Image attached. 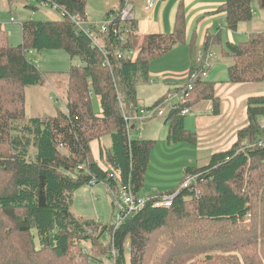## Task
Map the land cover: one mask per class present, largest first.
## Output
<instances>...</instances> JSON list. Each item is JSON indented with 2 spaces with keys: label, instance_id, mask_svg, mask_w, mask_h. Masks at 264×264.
<instances>
[{
  "label": "trees",
  "instance_id": "trees-1",
  "mask_svg": "<svg viewBox=\"0 0 264 264\" xmlns=\"http://www.w3.org/2000/svg\"><path fill=\"white\" fill-rule=\"evenodd\" d=\"M37 1L54 5L62 17L22 21L21 43L15 46L0 23V264L98 262L81 252L80 242L106 235L113 264H264V94L247 99L248 123L228 150L213 153L204 165L184 168L182 178L196 176L197 190L181 188L169 207L155 206L161 195H151L116 229L111 222L74 215V194L85 185L103 183L139 195L156 140L128 136L118 97L136 106L137 86L149 81V64L186 43V9L181 0L173 29L147 34L140 43L133 31L122 43L110 25L101 35L102 51L68 18L84 16L87 0ZM213 1H221L213 13L225 14L231 31L252 19L255 6L264 8V0ZM128 25L137 31L136 21ZM194 42L192 34L189 73L201 67ZM217 45L229 59L222 82H264V31L225 44L219 30L207 33L201 49ZM44 49L64 50L81 63L65 73V109L28 118L25 90L44 80L29 54ZM123 49H137L136 59L118 58ZM214 85L196 80L189 100L170 110L164 121L168 144H196V133L185 127L180 109L209 101L211 114L217 115ZM104 137L109 147L101 144ZM93 141L99 143V158L92 154Z\"/></svg>",
  "mask_w": 264,
  "mask_h": 264
},
{
  "label": "rangeland",
  "instance_id": "rangeland-1",
  "mask_svg": "<svg viewBox=\"0 0 264 264\" xmlns=\"http://www.w3.org/2000/svg\"><path fill=\"white\" fill-rule=\"evenodd\" d=\"M90 4V9L93 14H100L98 4L102 0H87ZM34 7V8H33ZM263 8L255 6L257 15H264ZM61 12L49 6L48 4H41L37 0H0V20L2 27L7 32L8 43L10 45H17L21 43V29L20 24L24 20H57L61 18ZM106 14L101 17L100 21H104ZM10 18L15 21L11 22ZM225 24L222 20L217 22L213 27H210L207 33L213 34L217 32L219 24ZM219 34L222 42L234 40L233 43H238L246 39L245 35L240 32H233L228 30L225 26L220 27ZM212 36V35H211ZM101 42L100 39H97ZM203 44V43H202ZM202 46V45H201ZM200 46V47H201ZM180 46L174 52H167L157 59H154L149 64L148 80L143 84L137 86V93L140 99V104H146L158 97L166 96L169 83L179 82L184 83L188 80L189 75V49ZM194 47V54L196 58L197 49ZM216 52V59L212 62V67L208 70L207 80L226 79V68L229 59L224 57L222 46H212ZM198 52V51H197ZM30 55V54H29ZM167 55V56H166ZM33 62L38 69L44 72V80L41 85L30 86L25 90V111L28 118L33 116L53 115L57 110H64L66 103L67 91V75L65 74L71 65H78L81 63L78 57L70 58V56L61 49L58 50H41L34 52ZM169 67L175 69V72H168ZM165 68V70H164ZM164 70V74H163ZM157 73L161 75L157 76ZM153 79L154 83H150ZM162 100V99H161ZM93 108L98 110L97 98L92 96ZM154 103V102H153ZM205 106L201 103L192 108L191 112L184 117V124L192 129L196 126L198 120L195 118L199 115V110ZM130 110L128 111V113ZM166 117H156L153 120L146 121L143 124H137L135 129L131 131V136L144 137L156 140L149 158L148 168L144 176V183L140 190L141 197H149L154 194L164 195L176 188H179L184 179L192 175L183 177L184 168L187 166H200L206 164L205 161H196L193 156V148L186 143H181L180 151L175 150V143L168 144L166 142V132L168 130V123L165 124ZM133 132V133H132ZM140 132V134H139ZM137 138H140L138 137ZM148 136V137H147ZM109 137L102 139L103 146L106 148V141ZM258 141V140H257ZM247 146L248 143L241 142L240 146ZM186 147H190L186 150ZM223 148V147H220ZM195 155V154H194ZM96 157V155H95ZM198 189L197 185L195 186ZM119 188L110 190L106 184H98L95 186L85 185L78 189L74 194V203L72 212L79 217L94 218L102 223L111 222L112 206L110 204L113 196L119 197ZM97 233L93 237H96ZM109 238L107 235L100 238V240L93 238L92 243L80 242V250L83 253L91 255L92 258L98 262L90 264H113V255L109 249ZM128 260V254L126 256Z\"/></svg>",
  "mask_w": 264,
  "mask_h": 264
},
{
  "label": "crops",
  "instance_id": "crops-1",
  "mask_svg": "<svg viewBox=\"0 0 264 264\" xmlns=\"http://www.w3.org/2000/svg\"><path fill=\"white\" fill-rule=\"evenodd\" d=\"M133 2L134 10L137 14L136 24L137 31L133 33L138 35L139 43L142 41L143 37L151 33H165L170 32L173 29L174 18L178 3L181 0H159L152 10L144 9V0H131ZM185 4L186 9V43L174 47L171 52L178 50L180 46L189 49V41L191 35H195V42L198 51L201 49L205 34L219 21H225V14L223 13H213L217 9L221 1L213 0H182ZM42 4V3H41ZM119 4V0H102L98 4V9L100 14H93L90 9L89 1L86 4L84 18L90 22L98 23L101 17H103L106 12L113 9ZM263 14H264V8ZM3 20H0L2 24ZM14 22V21H13ZM221 26L217 27V31L220 27L225 26V24H219ZM264 31V15H257V11L254 10L253 17L250 21L242 23L238 26L236 31L240 32L241 35H245L246 39L248 35L252 32ZM216 33V32H215ZM228 42L233 43L234 40H229ZM223 43V42H222ZM35 51L30 52V57L33 60V54ZM170 52V51H169ZM167 56V55H166ZM198 56V55H197ZM190 57V50H189ZM214 62V61H213ZM190 67V63H189ZM165 70V68H164ZM163 70V74H164ZM189 70V69H188ZM175 72V69L169 67L168 72ZM189 73V72H188ZM161 73H157V76ZM209 79V78H207ZM224 79L220 80H210L214 81V93L219 98V113L217 115L211 114V102L204 101L205 106L199 110V115L195 118L198 120L196 126L192 129L185 127L196 133L197 142L195 145H189L193 148V156L196 161L207 162L209 157L216 152L228 150L237 139V132L245 127L248 123L246 115V103L247 99L252 96H258L264 94V82L258 83H236L231 84L227 82H222ZM150 83H154L151 79ZM182 83V82H181ZM179 84V82L169 83L168 89L171 86ZM162 97H158L145 105L140 104L142 99L138 96L136 105L139 107H146L153 102L160 100ZM201 104V103H200ZM199 105V104H198ZM197 106V105H196ZM195 107V106H194ZM261 126L264 127V118L261 119ZM135 128V127H134ZM132 129V131L134 130ZM133 133V132H132ZM138 134V133H137ZM131 137H137L138 135ZM140 134V132H139ZM167 135V132H166ZM140 138H144L138 136ZM148 137V136H147ZM150 139V138H148ZM103 145V141L101 140ZM106 147L110 145V139L106 141ZM175 150H182L180 143H175ZM190 147H186L189 150ZM223 147V148H220ZM91 150L94 158H99V143L98 141H93L91 143ZM195 154V155H194ZM96 155V157H95ZM201 166V165H200ZM113 212V209H112ZM86 218V217H84ZM112 218V213H111Z\"/></svg>",
  "mask_w": 264,
  "mask_h": 264
},
{
  "label": "built area",
  "instance_id": "built-area-1",
  "mask_svg": "<svg viewBox=\"0 0 264 264\" xmlns=\"http://www.w3.org/2000/svg\"><path fill=\"white\" fill-rule=\"evenodd\" d=\"M158 1L159 0H144V9L147 11L152 10ZM51 7L56 9L54 5ZM111 10L112 11L106 15L105 20L98 23L90 22L79 14L69 15L68 18L74 25L76 32L85 34L91 40V45L93 47H97L104 51V42L101 35L106 33L110 25H112L111 29L113 34L118 35L122 43L126 42L128 33L132 31L135 32L132 27L128 25L137 19V14L131 0H124L123 4H118ZM10 21L13 22L15 20L10 18ZM97 39H100L101 42H98ZM197 55V60L200 61L201 65L200 70L190 72L186 82L172 86L166 96L161 98L162 100L160 99L146 107H139L137 105L134 106L132 103L127 104L118 97L128 136H131V131L137 124L141 125L156 117H167L172 108L189 100V94L196 80H207L208 70L212 67V62L217 56L216 52L213 49L203 52L201 49L197 52ZM117 57L123 60L134 61L137 57V49L119 50ZM129 110L130 112L128 113ZM190 112L191 108L188 106H183L180 109V114L183 116H186ZM259 145H261V143H259ZM196 185L197 177L192 175L184 179L179 188L174 192L166 193L161 195L160 199L154 200V205L158 207H169L173 198L181 188L196 189ZM119 190L118 193H121V195L119 197L113 196L111 205L113 209L111 220L113 229L119 227L130 215L139 211L149 200V197L134 195L129 189L120 187ZM125 245L127 246L128 244L126 243ZM112 253L114 254V250H112Z\"/></svg>",
  "mask_w": 264,
  "mask_h": 264
}]
</instances>
